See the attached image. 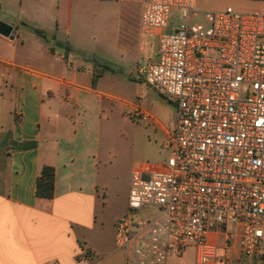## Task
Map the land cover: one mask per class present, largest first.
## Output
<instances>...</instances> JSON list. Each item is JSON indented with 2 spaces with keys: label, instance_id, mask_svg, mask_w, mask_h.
<instances>
[{
  "label": "built area",
  "instance_id": "2783aa9c",
  "mask_svg": "<svg viewBox=\"0 0 264 264\" xmlns=\"http://www.w3.org/2000/svg\"><path fill=\"white\" fill-rule=\"evenodd\" d=\"M198 1L142 9L156 57L139 74L173 102L177 123L165 164L132 173L129 214L116 224L126 264H165L188 249L195 264L264 262V15L205 12Z\"/></svg>",
  "mask_w": 264,
  "mask_h": 264
},
{
  "label": "crops",
  "instance_id": "0c3cea01",
  "mask_svg": "<svg viewBox=\"0 0 264 264\" xmlns=\"http://www.w3.org/2000/svg\"><path fill=\"white\" fill-rule=\"evenodd\" d=\"M149 1L20 0L17 16L5 12L0 17L15 36L0 35V264H126L116 229L110 232L101 216L106 198L102 116L104 101L114 96L100 83L112 69L97 58L95 66L78 62L80 48L71 41V29L73 18L81 20L87 8L101 6L107 15L113 6L117 57L124 59L135 45L148 61L151 40L141 35L140 24ZM25 20L53 22L51 29L40 30L63 49L58 54L44 47L52 53L53 64H39L45 60L40 54L23 55L27 50L21 28L32 30ZM62 25L66 41L58 40ZM97 64L106 71L98 73ZM95 74L101 77L94 86ZM25 144L35 146L19 148ZM45 166L56 172L52 200L36 195ZM188 251L170 256L165 264H195Z\"/></svg>",
  "mask_w": 264,
  "mask_h": 264
},
{
  "label": "rangeland",
  "instance_id": "374dc122",
  "mask_svg": "<svg viewBox=\"0 0 264 264\" xmlns=\"http://www.w3.org/2000/svg\"><path fill=\"white\" fill-rule=\"evenodd\" d=\"M14 1V3H11ZM20 0H0V17L5 12L19 14ZM198 8L205 12L225 11L229 8L242 14L264 15V0H199ZM107 15H102V7L98 5L87 8L81 18L72 20L71 41L78 45L77 61L85 60L95 66L94 59L105 61L112 71L108 72L101 81V89L109 91L114 97L104 101L101 130V168L102 183L105 186V205L101 210L102 219L106 222L110 232L116 229L117 221L129 214V192L131 177L135 169L146 165L159 170L170 157V153L163 149L168 141V134L176 129L177 112L173 102L162 95L142 77L138 70L147 61L138 53L135 45H130L129 54L124 59L117 57L115 49L118 45V20L113 6L108 7ZM181 22L179 15L171 18V25ZM31 29H51L53 22L24 21ZM26 41L23 55L31 57L40 54L45 60H39L47 66L55 61L50 52L45 49L53 48L60 54L63 49L56 45L51 37L44 39L32 30L21 28ZM53 33V30H48ZM64 25L59 31L58 40L66 41ZM123 43V42H122ZM122 46V44H121ZM146 57L153 60L156 57L155 43ZM34 63L36 60L32 59ZM99 70L106 71L101 64L96 65ZM140 112L149 115L144 121ZM152 217V213L140 214L141 219ZM116 234V232H115ZM189 256L195 259V251L189 249Z\"/></svg>",
  "mask_w": 264,
  "mask_h": 264
},
{
  "label": "trees",
  "instance_id": "16d2710c",
  "mask_svg": "<svg viewBox=\"0 0 264 264\" xmlns=\"http://www.w3.org/2000/svg\"><path fill=\"white\" fill-rule=\"evenodd\" d=\"M34 33L46 39L47 37L40 30H34ZM103 72V70H102ZM101 77V74H95L93 77V85L95 86L98 79ZM32 144H25L19 148L26 150L28 148L34 147ZM55 181H56V172L55 169L51 166H45L39 178L37 179L36 184V195L40 199L52 200L55 195Z\"/></svg>",
  "mask_w": 264,
  "mask_h": 264
},
{
  "label": "water",
  "instance_id": "95a60500",
  "mask_svg": "<svg viewBox=\"0 0 264 264\" xmlns=\"http://www.w3.org/2000/svg\"><path fill=\"white\" fill-rule=\"evenodd\" d=\"M0 35L12 40L15 39V36L12 35V28L2 21H0Z\"/></svg>",
  "mask_w": 264,
  "mask_h": 264
}]
</instances>
